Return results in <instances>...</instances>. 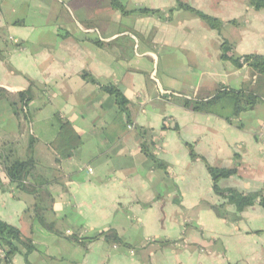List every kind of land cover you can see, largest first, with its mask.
<instances>
[{
	"label": "crops",
	"instance_id": "obj_1",
	"mask_svg": "<svg viewBox=\"0 0 264 264\" xmlns=\"http://www.w3.org/2000/svg\"><path fill=\"white\" fill-rule=\"evenodd\" d=\"M118 1L129 13L113 0H0V220L34 246L9 264H264L259 199H221L203 161L237 169L222 189L264 197V101L237 116L231 96L185 106L226 90L261 98L264 78L222 53L264 57V10L182 0L220 20L213 30L177 0ZM61 122L81 140L65 160L51 147ZM15 160L34 161L23 190ZM112 231L121 244L100 238Z\"/></svg>",
	"mask_w": 264,
	"mask_h": 264
},
{
	"label": "trees",
	"instance_id": "obj_2",
	"mask_svg": "<svg viewBox=\"0 0 264 264\" xmlns=\"http://www.w3.org/2000/svg\"><path fill=\"white\" fill-rule=\"evenodd\" d=\"M178 1V9L187 10L193 12L196 16H198L206 25L213 29V30H220L222 26V22L214 17H211L207 14H204L201 11L195 10L191 8L188 4L182 2V0ZM249 6L256 10H264V0H248ZM113 7L120 9L123 14H127L124 7L118 0H113ZM143 13H157L152 10H142ZM231 50V46L227 47V44L223 45V53H222V60H229L237 68H242L243 64L248 65L249 67L253 68L257 73L264 77V57L260 55H248L244 56L243 58H234L229 56V51ZM243 60V63H242ZM102 89L113 95L116 98L118 107L120 109V113H127V105L128 101L124 97L123 93L113 86L102 87ZM224 96H231L233 98L234 109H233V116L239 115L242 111H248L255 107L258 102V96L254 92L249 93H235V92H228L220 91L218 92L213 98L208 99L206 101H185V106L187 108L192 109L195 112L199 111H206L210 112L211 108L214 107V103L216 100ZM21 101L26 104L29 100L25 97V95H20ZM23 114V113H22ZM81 145V140L76 132L73 130L72 126L68 122H61L59 127V133L55 141L51 144V147L56 152L60 160L69 159L72 157L74 150L77 149ZM146 148V147H143ZM148 153V151H146ZM192 159L198 158L195 151L191 149L190 151ZM206 164L207 170L212 178L213 181V191L214 193L219 196L221 199L225 200L227 203L240 205L242 203L253 206L257 203V199H259V205L264 208V197L259 194H241L235 189H222L219 186V182L222 179H228L233 177L237 174V169H219L210 166L205 160H203ZM34 161L29 160L26 162L15 160L12 165L7 169L8 175L12 183L17 184L18 189H24V182L29 178V176L34 171ZM40 205L37 204L35 207L34 217L38 219L41 225L49 230L53 231V225L47 224L44 218L40 214ZM216 212L219 217L226 218V213L218 212V208H216ZM104 237L105 240L114 244H121V240L118 234L115 231H112L107 234H103L100 236ZM75 241H80L84 243L86 240L78 239V237H72ZM99 239L91 238L87 239L89 242ZM0 246L4 252L3 254V262L9 264L14 256L21 251H24L25 257L32 251H34V246L30 240L25 239L20 230L14 226H11L3 221L0 220Z\"/></svg>",
	"mask_w": 264,
	"mask_h": 264
},
{
	"label": "rangeland",
	"instance_id": "obj_3",
	"mask_svg": "<svg viewBox=\"0 0 264 264\" xmlns=\"http://www.w3.org/2000/svg\"><path fill=\"white\" fill-rule=\"evenodd\" d=\"M198 17V16H197ZM199 18V17H198ZM200 19V18H199ZM205 23V22H204ZM206 24V23H205ZM262 76V75H261ZM263 77V76H262ZM264 78V77H263ZM256 91L258 92V93H260V95H261V98H262V100H261V98H259L260 99V101H264V99H263V97H264V89L261 87V86H258V88L256 89ZM259 103V102H258ZM218 108H221L222 107V104H218V106H217ZM251 110H253V109H251ZM249 111V110H248Z\"/></svg>",
	"mask_w": 264,
	"mask_h": 264
}]
</instances>
